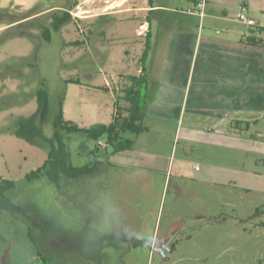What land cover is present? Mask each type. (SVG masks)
I'll return each instance as SVG.
<instances>
[{
	"label": "rangeland",
	"instance_id": "obj_1",
	"mask_svg": "<svg viewBox=\"0 0 264 264\" xmlns=\"http://www.w3.org/2000/svg\"><path fill=\"white\" fill-rule=\"evenodd\" d=\"M8 1L0 0V176L16 188L0 195V264H264V113L226 117L232 135L223 145L185 140L178 125L215 126L213 105L195 95L199 73L188 103L164 106L171 119L144 117L148 131L124 134L136 141L132 150L113 155L101 148L93 156L72 135L73 165H91L88 175L58 184L26 179L47 160L64 108V118L80 127L108 124L116 106L130 107L122 89L133 86L139 108L150 110L151 81L128 85L124 76H137L147 48V66L167 61L168 35L187 19L185 11L195 10L190 0H168L172 11L150 14L135 10L137 0H38L32 12L9 9ZM255 1L254 16L264 23V0ZM119 3L133 10L79 17ZM53 7L71 9L72 21L53 26L62 9L28 18ZM146 14L155 22L148 44L137 34ZM40 92L46 110L36 118L33 144L16 131L39 111Z\"/></svg>",
	"mask_w": 264,
	"mask_h": 264
},
{
	"label": "crops",
	"instance_id": "obj_2",
	"mask_svg": "<svg viewBox=\"0 0 264 264\" xmlns=\"http://www.w3.org/2000/svg\"><path fill=\"white\" fill-rule=\"evenodd\" d=\"M200 1L202 0H190L195 8ZM204 1H206L204 17L185 11L183 13L187 14V19L184 23L178 24L171 35L169 33L170 50L167 53V61L154 67L147 66L146 62L148 63L151 57L147 48L140 60L145 63L138 67L137 76L126 75L124 82L131 83L134 78L139 80L147 78L151 81V87H153L151 108L145 113V118L169 120L171 115L164 111V106L176 105L181 103L182 99L188 103L196 73H199L195 95L208 100L213 105L209 107V114L210 120L215 121V126L205 128L206 126L190 123L183 124L184 127L178 125V128L181 130L185 128L187 141L219 146L224 144V136L232 135L226 131L225 119L234 120L237 114L242 113H264V46L246 43L249 31L254 33L252 38L264 41V31L258 36L254 30L237 20V0H214L215 8L210 6V0ZM137 3L139 7L135 10L142 13L172 11V4H168V0H137ZM8 5L9 9L20 7L27 11L36 5L39 6L38 0H10ZM249 5L252 14L255 15L254 11L259 10L256 1L249 0ZM123 6L119 3L101 12L86 11L89 12L87 15L79 17L89 21L99 16L130 13L133 10ZM261 9L264 11V6H261ZM147 14L144 16V21L140 23L137 34L146 37L148 44L153 37L155 22L154 24L148 22ZM218 30L225 32L223 35L217 34ZM106 89L109 92L113 91L108 84ZM125 90L127 89L124 86L122 92L124 93ZM124 98L128 96L125 94ZM128 107V105H125V108L120 107L121 112L126 114L125 109ZM63 112L66 116V108ZM174 114L175 112L172 113L173 118L176 119L177 116ZM180 117L179 115L177 119ZM229 145L233 146L231 143ZM200 171L201 169L198 172Z\"/></svg>",
	"mask_w": 264,
	"mask_h": 264
},
{
	"label": "trees",
	"instance_id": "obj_3",
	"mask_svg": "<svg viewBox=\"0 0 264 264\" xmlns=\"http://www.w3.org/2000/svg\"><path fill=\"white\" fill-rule=\"evenodd\" d=\"M72 21V15L68 12L60 20L55 19L53 26L57 29L61 28L65 24ZM246 43L249 45L264 46V41L256 38H246ZM136 78L133 79L135 84ZM68 83H74L81 85L79 80H69ZM107 90V89H106ZM124 93L128 96L127 102H130V107L126 108L125 113L121 112V109H116L113 119L110 123H98L90 127H80L72 122L64 119V112L58 119L56 126L57 132L54 138L48 142L50 152L45 163L37 170L32 171L26 176L28 182L47 178L50 182L58 184L60 178H65L68 181L76 180L84 175H88L92 169L91 165L77 167L72 162V151L70 148V141L72 135H79L84 142L87 143L88 152L95 156L101 152V148L108 152L109 148L112 149L113 155H120L132 150L136 144L134 139H128L124 137L126 133H132L134 135H140L148 128L143 125L145 113L141 110L134 100L135 91L133 86L130 90H125ZM39 111L29 119H23L20 122V127L16 131V135L20 138H24L30 143H36L39 137V129L36 125V118L42 117L46 110V95L44 92L39 93ZM64 105V104H63ZM117 107V106H116ZM102 140H105L106 145H98ZM94 144V149L90 150L88 143ZM16 188L13 181L5 180L0 176V195L4 196L10 190ZM7 210H14V204H8L4 206Z\"/></svg>",
	"mask_w": 264,
	"mask_h": 264
},
{
	"label": "built area",
	"instance_id": "obj_4",
	"mask_svg": "<svg viewBox=\"0 0 264 264\" xmlns=\"http://www.w3.org/2000/svg\"><path fill=\"white\" fill-rule=\"evenodd\" d=\"M205 7L206 1L202 0L199 2L195 10H189V12L204 17ZM236 18L239 22L246 24L251 30H254L258 35L263 34L264 23L261 18L256 17L252 14L249 0H241V2L238 4ZM253 34V32H249L247 38H252ZM99 143L101 145L103 144L101 141ZM197 169H199V167H197Z\"/></svg>",
	"mask_w": 264,
	"mask_h": 264
},
{
	"label": "flooded vegetation",
	"instance_id": "obj_5",
	"mask_svg": "<svg viewBox=\"0 0 264 264\" xmlns=\"http://www.w3.org/2000/svg\"><path fill=\"white\" fill-rule=\"evenodd\" d=\"M98 0H95L94 2L96 3ZM111 0H102V2H104V3H108V2H110ZM38 6L36 5V6H34L32 9H30V10H28V11H33V10H35L36 8H37ZM78 9V8H80V3L79 4H77L76 6H74V7H72V9ZM60 9H62V11H63V13L62 14H53V16H52V22H54V20L55 19H57V20H60L61 18H63L64 17V15H65V13L66 12H68V13H70V14H74L73 12H72V10L70 9V10H68V9H65V8H61V7H53V9H48V10H45V11H41V12H38V13H36V14H32L31 16H29L28 18L29 19H34V18H37V17H39V16H42V15H45V14H47V13H49L50 11H55V10H60ZM77 14H75V16H76ZM27 18V19H28ZM15 209H21L20 207H17V206H15ZM3 264H12V263H10L9 261H3Z\"/></svg>",
	"mask_w": 264,
	"mask_h": 264
}]
</instances>
